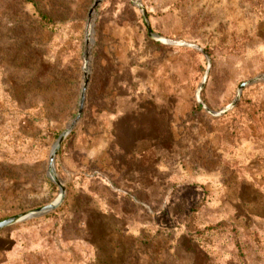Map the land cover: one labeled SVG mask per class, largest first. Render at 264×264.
<instances>
[{
  "label": "rangeland",
  "instance_id": "374dc122",
  "mask_svg": "<svg viewBox=\"0 0 264 264\" xmlns=\"http://www.w3.org/2000/svg\"><path fill=\"white\" fill-rule=\"evenodd\" d=\"M94 1L0 0V264H264V0Z\"/></svg>",
  "mask_w": 264,
  "mask_h": 264
},
{
  "label": "water",
  "instance_id": "95a60500",
  "mask_svg": "<svg viewBox=\"0 0 264 264\" xmlns=\"http://www.w3.org/2000/svg\"><path fill=\"white\" fill-rule=\"evenodd\" d=\"M100 2H101V0H95L94 3H93L92 8L95 7L96 5H98ZM142 17H143V20H144V24H145V26L147 28L148 34L151 35L152 33H151V30H150V26H149V24L147 22V18L145 16L144 12H143V16ZM160 41H162L163 43L172 45V46H183V47L193 48V49H196L197 51H199L200 53H202L205 56V58L207 59V61H208V65H207V68H206V71H205V77H206V74H207V71H208V68H209V55L202 47H200L199 45H197L195 43H191V42H188V41H185V40L160 39ZM86 83H87V80L85 79L84 85L82 86V90H81V93H80L78 113H77L76 118L72 122V125L79 118V116L81 114V111H82V108H83V103H84V97H85ZM243 86H244V84L240 85L238 92H240V90H241V88ZM235 101L236 100H234L225 109L221 110L220 112H214V111L210 110L203 102H201V100L199 99V96H197L198 105L201 106L202 108H204L207 112H209L212 115L222 114L226 109H228L229 107H232L235 104ZM72 125L70 126V128L72 127ZM69 130L70 129H68L67 131L61 133L58 136L57 141L54 144V146H53V148H52V150H51V152L49 154V160H48L49 175H50V172H53V175H50V177L60 187V190H61L60 198L56 199L53 202H51V203H49L47 205H44V206H42L40 208H37V209H34V210H30V211H27V212H24V213L15 215V216H11V217H8V218L3 219V220H0V230L4 229V228H6V227H8V226H10V225H12L14 223H17V222L23 221L25 219H28L30 217H33V216H36V215H41V214H44V213H46L48 211L54 210L57 207V205L60 203L61 199L63 198V194L65 192V189H64V186H62L58 182V180L55 178L54 169H53L54 166L53 165H54V157L56 155V152L59 150V148H60L63 140L65 139L67 133L69 132Z\"/></svg>",
  "mask_w": 264,
  "mask_h": 264
},
{
  "label": "crops",
  "instance_id": "0c3cea01",
  "mask_svg": "<svg viewBox=\"0 0 264 264\" xmlns=\"http://www.w3.org/2000/svg\"><path fill=\"white\" fill-rule=\"evenodd\" d=\"M18 224H20V222L14 223L4 229L0 230V253L6 251H12L14 252V248H7L6 250L2 249V244L3 243H9L11 242V244H14V242H16L18 233H19V228H18Z\"/></svg>",
  "mask_w": 264,
  "mask_h": 264
},
{
  "label": "bare ground",
  "instance_id": "6f19581e",
  "mask_svg": "<svg viewBox=\"0 0 264 264\" xmlns=\"http://www.w3.org/2000/svg\"><path fill=\"white\" fill-rule=\"evenodd\" d=\"M50 174L52 175V172H50Z\"/></svg>",
  "mask_w": 264,
  "mask_h": 264
}]
</instances>
